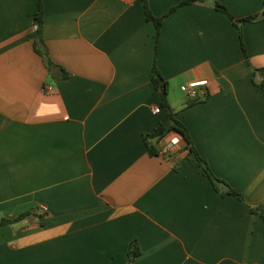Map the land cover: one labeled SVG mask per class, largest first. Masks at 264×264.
<instances>
[{
  "label": "crops",
  "instance_id": "1",
  "mask_svg": "<svg viewBox=\"0 0 264 264\" xmlns=\"http://www.w3.org/2000/svg\"><path fill=\"white\" fill-rule=\"evenodd\" d=\"M43 1L49 57L68 76L35 49L39 0H0V220L36 210L0 225V264H126L135 239L133 264H264V19L242 23L246 56L211 0H148L158 39L143 0ZM219 1L237 18L264 10ZM155 65L195 147L244 200L215 188L176 131L150 154L144 134L169 123ZM199 79L190 103L181 85Z\"/></svg>",
  "mask_w": 264,
  "mask_h": 264
},
{
  "label": "trees",
  "instance_id": "2",
  "mask_svg": "<svg viewBox=\"0 0 264 264\" xmlns=\"http://www.w3.org/2000/svg\"><path fill=\"white\" fill-rule=\"evenodd\" d=\"M143 1H144L146 18L148 20H151L154 22V24L157 28V34L156 35H157V39H158V37L160 35L163 17L162 16H156L152 12V10L148 4V0H143ZM192 1H195V0H185L181 4L186 3V2H192ZM211 2L215 8L226 12L236 22L237 26L240 29V35H241V39H242V47H243L244 53L247 56V50H246L245 43L243 42V36H242V23L247 22V21H253L254 22V21H259V20L264 19V10L259 12V13H253V14L241 17V18H237L235 15H233L231 13V11L228 9V7L225 4H223L222 2H220L219 0H211ZM175 8H177V6L173 7V10ZM43 13H44V1L39 0V10L37 13V20H38L37 36H36L35 41H34L35 49L37 52H39L40 54L43 55L49 70H52L53 67H55V66H59L63 70L62 75L68 76L69 73L65 69H63L60 65L56 64L49 57L47 45H46V42L43 38V27H44ZM42 45H43V47L41 48ZM255 70H257V69L255 68ZM151 78L154 82L155 88L157 90H160V92L162 94V104L167 109L168 116H169V123L166 125L160 124L153 131L146 132L144 134V139L148 145L150 154H153V155L159 154L160 151H159V147H158L157 143L161 139H163L165 136L170 134L172 131H176V132L180 133L186 141L184 148L188 149L189 152H191L195 155L199 166L203 169L204 173L211 179L215 188L218 191H220L222 194H233V195H236L238 198L244 200V197H243L241 192H239L237 189L232 187L227 181H225L221 177L217 176L213 172L208 160L205 157H203L199 153L197 148L195 147L193 138L191 136V133H190V130L188 129V127L182 121H180L179 119L176 118V116H175L176 111L171 106L170 101L168 99V90H169L168 89V81L164 78L163 74L158 69L157 65H155L153 67ZM257 84L260 87L264 88V80L257 82ZM198 100H199V97L192 99V101L190 103H194ZM252 211L255 213L261 214L259 212L258 207H252ZM35 214H36V210L30 209V210H27V211L19 214L15 218H3V219H1L0 225L14 223V222L20 221L26 217H29V216L35 215ZM261 216L264 219V215L261 214ZM140 253H141L140 245L138 243V240L135 239L131 243L130 250H129V260L126 264H133L136 257Z\"/></svg>",
  "mask_w": 264,
  "mask_h": 264
},
{
  "label": "built area",
  "instance_id": "3",
  "mask_svg": "<svg viewBox=\"0 0 264 264\" xmlns=\"http://www.w3.org/2000/svg\"><path fill=\"white\" fill-rule=\"evenodd\" d=\"M204 85H208V79L190 81L181 85V89L187 94L190 99H195L199 96V88ZM154 111L159 112L160 106L155 107ZM177 143H179V137L177 136L171 137V139L164 141L163 144L159 146L160 153H168L175 145H177ZM42 209L44 212H46L48 210V207L46 205H42Z\"/></svg>",
  "mask_w": 264,
  "mask_h": 264
}]
</instances>
